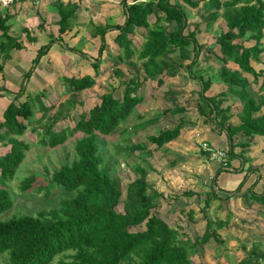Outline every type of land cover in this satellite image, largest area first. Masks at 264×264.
Returning <instances> with one entry per match:
<instances>
[{"label":"trees","instance_id":"16d2710c","mask_svg":"<svg viewBox=\"0 0 264 264\" xmlns=\"http://www.w3.org/2000/svg\"><path fill=\"white\" fill-rule=\"evenodd\" d=\"M202 1L135 0L126 3V0H121V24L93 26L90 35L100 36L98 54L105 44L102 36L108 29L115 30L113 42L120 52L118 61L125 62L134 71L141 70L144 77H127L119 69H114L113 73L119 78L120 94L113 95V90L101 93L98 102L86 111L77 113V119L71 127H60L56 122L62 118L68 119V109L82 104L77 101L75 94L91 87L94 84L93 77L64 76L57 98L49 103L44 101L47 97L44 89L32 96L25 93V83L40 57L52 43L62 41L61 35L71 30V20L77 17L76 1L54 2L58 15L55 21L57 34H49L48 41L37 47L29 68L20 74L16 92L0 113V144L7 146V150L0 153V254L5 256L9 264H51L56 256H59L56 264H191L189 254L193 243L202 245L211 238L216 244L222 243L215 234V228L224 222L211 223L205 209L212 200L221 198L213 187L216 186L220 171H226L229 167V160L240 157L245 161L242 150L248 146L247 143H233L232 136L241 134L249 139L264 136V75L263 71H255L250 63L251 60L257 62L263 51L260 42L264 30V0H206L200 5ZM182 4L192 9L202 6L199 19L205 32L213 27L218 18L223 20L224 25L214 37L212 45L204 46L197 41L196 35L201 32L198 25L187 29V13ZM149 16L153 17L151 23L148 22ZM8 18L7 12H0V72L4 62L10 59L11 51L24 48L18 40L20 34L28 42L35 41L26 28H21L18 36L12 35ZM162 22L165 25H161ZM136 28L144 30L143 42L137 46ZM244 41H250L251 44L244 45ZM64 44L65 49L83 56L66 42ZM189 45L191 48H187ZM199 52L205 61L214 62L217 66L216 74L223 84L222 91L218 92L220 98L204 95L211 85V79L191 75V67L196 63ZM134 54L140 60L138 66L130 61ZM98 57L91 63L93 69L99 64ZM185 60L189 61L184 63ZM228 62L236 68L228 67ZM182 68H186L191 77L199 82L197 112L203 116V121L211 117L214 124L225 132L227 139V162L224 167H214L209 190L204 194L200 209L204 228L192 244L179 239L176 230L153 212L162 193L148 183L147 172L139 165L134 167L137 176L126 184L124 198L120 200L118 181L112 177L108 165L102 160L97 143L98 138L109 135L143 101L138 90L144 79L154 80L160 86L164 78L173 77ZM240 72L249 74L251 81ZM96 74L97 70L94 72ZM250 84L256 86V93H252ZM0 90L6 89L1 87ZM61 92L68 94V97L58 101ZM226 93L236 97L240 103L237 125H223L231 117L230 105L220 106ZM23 95L24 100L19 101L18 98ZM33 103L36 104L35 108ZM34 109L39 115L31 120ZM162 112L182 113L184 107L178 105ZM45 121L47 124L43 125ZM155 121L156 118L138 123L137 127H133L134 132L143 130ZM39 124L43 126V137L39 142L48 147L64 143L68 136L76 132L81 133L73 145L76 158L53 170L47 185L57 186L70 195L60 198L56 206L48 210H39L33 215L17 211L3 218L2 213L12 205L8 182L28 148L18 136L27 127L35 131ZM179 132L180 125L176 124L173 128L148 135L147 140L154 145V149H158L174 140ZM143 147L139 144L129 145L131 151ZM236 147H241L238 153L234 151ZM246 175H242L232 192L240 191ZM31 180L30 176L23 177L19 181V189H27ZM47 194L48 188L45 196ZM182 194L192 195V192ZM241 196L246 205L253 201L264 207V189L256 193L249 186ZM120 204L121 209L117 210ZM260 213L264 216V211L260 210ZM241 248L244 255L239 264H264V243L262 248L252 245L247 250L244 244Z\"/></svg>","mask_w":264,"mask_h":264},{"label":"rangeland","instance_id":"374dc122","mask_svg":"<svg viewBox=\"0 0 264 264\" xmlns=\"http://www.w3.org/2000/svg\"><path fill=\"white\" fill-rule=\"evenodd\" d=\"M90 1H85L84 4L82 3L78 10H76L78 16L74 20H71V31L61 36L63 37L61 42H54V49L51 46L48 51L40 57L39 63L40 61L43 62L50 52L52 53L48 56L51 58V61L45 64L42 72L39 70V75L35 74L40 83H37V80L34 84L33 81H31L30 84L28 83L29 81L27 84L25 83V93L30 96L44 88L45 96L47 94L44 101L49 103L57 98V94L60 92L59 89L62 87V79H58L59 88L56 87V78L67 75H75L77 77L89 75L93 77L94 84L91 87L75 94L77 101H80L82 104L68 109V119L62 118L61 120H57V126L60 127H71L77 119V113L86 111L91 105L98 102V96L101 93L113 90V95L120 94L121 87H119V78L113 73L114 69H119L127 77L134 75L138 78L144 77L141 70L134 71L125 62L118 61L117 55L120 52L111 39H109L110 41L108 43L105 41L102 52L98 54L100 36L96 35L92 38L90 35V29L98 23L100 24L101 22L99 21H107L106 24L109 25L123 22L121 2L119 1L118 3L120 4L118 5L119 14L118 16L116 15L118 19L112 20L113 17L111 16L114 15L112 13H114L115 10L101 12L96 6V1ZM204 2H206V0H203L200 5ZM182 5L187 13V29H193L195 25H198L201 32L196 35L197 41L204 46L212 45L214 37L224 25L223 20L218 18L213 24V27L205 32L203 30L204 26L199 19V14L203 11L202 6L199 5L197 9H192L184 4ZM54 8L50 7V12ZM46 14L47 15L44 17L46 22H48L46 27H43L38 19L39 15L35 13V15L32 14L34 20L30 27L31 31L28 29L30 33L29 36L42 40L39 45L46 43L50 33L53 35L56 32V27L52 25L51 22L52 18L48 16L49 13ZM99 18H101V20H99ZM152 20L153 17L149 16L148 22L151 23ZM113 21L117 22L115 23ZM34 22H36V24H34ZM161 25H165V23L162 22ZM12 31L18 34V29L13 28ZM135 31L137 34L135 45L137 46L143 42L144 30L142 28H136ZM74 32L76 35H73ZM113 33L114 31H112V34ZM15 34L12 35L16 36ZM85 37L87 41L84 40ZM77 38H80V40L74 42ZM102 39L105 40L104 35ZM20 40L22 44L23 42H28L24 38ZM65 41L69 42L68 46L83 53L81 57L84 60L81 64L77 63L75 66L68 65V63L72 61L70 59H65L63 62L60 53L66 50ZM32 42L33 43L30 42L31 45L37 46L35 41ZM260 43L263 47L260 58L257 62L251 60L250 63L255 71H263L262 75H264V30ZM83 44L85 45L83 46ZM243 44L249 45L251 42L244 41ZM32 47L34 46H29V49L32 51L31 55L33 54ZM84 47L86 48L85 52L88 51L87 53H89V55L82 51ZM25 48L28 49L27 47ZM187 48H191V45ZM214 50L217 51L215 47ZM18 52V50L11 51L10 61L7 60L4 62V64L7 63V67L5 66L6 68L2 69L0 72V87L1 85L5 86L6 83L10 86L4 91L0 90V113L6 101L12 98L13 94L16 92L18 86L17 82L20 80L19 72L22 73L30 66L28 58ZM201 55V52H199L196 63L191 67V75H200L204 79L206 77L211 79V85L208 90L204 92V95L220 98L218 92L222 91L223 84L217 77V66L214 62L212 63L209 60L205 61L203 59L204 56L202 57ZM97 56L101 57L100 64H97V68L93 69L91 63ZM75 57L76 56H73L72 58L77 59ZM130 61L137 66L140 63L136 54L132 56ZM188 61L189 60H185L184 63ZM12 62L13 65H11ZM227 66L232 69L236 68L231 62H228ZM14 68H16V72L13 71L15 70ZM45 70L51 71L52 77L48 76L47 79H53L52 84L48 83L49 85H44L46 78L43 72ZM96 70L97 74L94 75ZM240 73L242 76L246 77L248 81H251L252 77L249 74L244 72ZM191 75L186 68H182L178 70L173 77L164 78L160 86H157L154 80L148 78L144 79L142 87L138 90V93L143 97V101L136 105L130 116H128L125 121L120 122L118 127L109 135L97 139V143L100 145L99 152L101 153L102 160L108 165L112 177L118 181L120 200L124 198L126 184L137 176L134 167L139 165L144 168L147 172L146 180L148 183L154 189L162 193V196L158 198V206L153 209V212L171 228L176 230L179 239L182 241L187 240L190 244H192L193 239L195 237L198 238L203 231L204 220L201 217L202 212L200 209L203 204L204 194L209 190L210 179L213 176L214 167L218 164L206 157L202 156L200 158L194 156L196 150L193 151L189 148L192 146H190L191 142L188 143L187 140L196 126L201 127L203 129L202 132L209 129V131H217L225 136V132L214 124L211 117H207L203 121V116L199 115L197 112V93L199 92L200 85ZM10 79L13 80L10 81ZM41 85H44V87H41ZM250 86L252 93H256V86L253 84H250ZM174 93H180V95L177 96ZM67 97L68 94L61 92L58 101H63L67 99ZM18 100H24V95L19 97ZM227 104L230 105L229 112L231 113V117L225 121L223 125L239 124L238 113L241 108L239 101L236 97L226 93L225 97L222 98V102H220V106L223 107ZM35 105L33 103L34 108ZM178 105L184 107V112L177 114L162 112L166 108ZM34 111L31 120L36 119L39 115L36 109H34ZM154 118H156L154 124L145 127L143 130L134 132V128L138 126V123L146 119ZM45 122L43 125L47 124V121ZM176 124L180 125L179 135L162 147L154 149V145L147 140V136L155 135L158 131L163 129L173 128ZM42 127V124H39L35 131L27 127L23 133L18 136L20 140L28 145V148L24 151L22 160L15 168L12 179L8 182V193L12 199V205L6 212L2 213L1 217L3 218L17 211L33 215L39 210H48L56 206L60 198L70 195V193L64 192L55 185V187H48L47 185L53 170L58 169L60 165L69 163L76 158L73 145L74 141L81 136V133L76 132L72 136H68L64 143L55 147H48L39 142V139L43 137L41 133ZM202 132L201 136L205 138ZM232 138L233 143H247L248 146L244 147L242 150V156L245 158V161L243 162L240 157H234L231 159L232 161L229 160V167L226 168V171H220L216 179V186L213 187L221 198L212 200L205 209L206 217L211 223L218 221L224 222L223 225L215 228V234L220 238L222 243L216 244L213 238L202 245H194L193 243L195 252H193V246L191 245V253L189 254L191 264H239V260L244 255L241 248L242 244H244L245 249L248 250L252 245H258L259 248H262V244L264 243V216L260 213V210L262 212L264 211V207L256 205L257 203L252 204L255 203L253 201H250L249 205H246L241 196L243 191L249 186L251 190L256 193H260L263 190L264 136L256 138L254 142L246 136H241V134H235ZM131 144H139L144 147L139 150L131 151L129 149V145ZM252 144H255V146ZM226 146L225 144L224 149H226ZM249 146L252 148L250 149ZM240 149L241 147H236L234 149L235 153H238ZM5 150H7V146L0 144V153H3ZM239 172H242L241 175L244 173L247 174L244 181L245 183H243L239 192H232L236 185V182H233V173ZM26 176L32 177L30 186L25 190H21L18 186L19 181ZM248 176H251V178L248 179ZM230 184L231 186H229ZM224 185L226 186L225 190L222 189ZM228 186L229 188H227ZM47 188L48 194L45 196ZM187 191H191L192 195L182 194ZM116 209L120 210L121 204L117 206ZM58 258L59 256H56L51 264H56ZM65 260H67V258H65ZM0 264H9L3 254H0Z\"/></svg>","mask_w":264,"mask_h":264},{"label":"crops","instance_id":"0c3cea01","mask_svg":"<svg viewBox=\"0 0 264 264\" xmlns=\"http://www.w3.org/2000/svg\"><path fill=\"white\" fill-rule=\"evenodd\" d=\"M55 1H60V2H62V3H65V2H67V1H76V3H78V8H79V6L83 3L84 4V2L86 1V0H79V1H77V0H41L40 1V3L38 4V5H36V6H30V5H28L27 3H15L14 5H12L11 7H9V8H7V10L5 11V12H7L8 13V15H9V18H8V20H7V23L10 25V27H9V31H10V33L11 34H15V33H13L14 31H12V29L13 28H16V29H18V31H17V33L18 34H20V29L21 28H26L27 30L29 29L30 30V27H31V25H32V23H33V20H34V17L32 16V14L33 15H35V13H37L38 15H39V17H38V19L40 20V23H42V25H43V27L45 26L46 27V25H47V23L48 22H46V19L44 18L45 17V15H47L46 13H49V17H51L52 18V25H54L55 27H56V32L53 34L54 36L57 34V26L55 25V21L57 20V18H58V15H57V13H56V9L54 8V2ZM90 0H88V1H86V2H89ZM93 1H96L95 3H96V6L100 9V11L101 12H103V11H107V10H109V11H112V10H115V12L114 13H112V14H114L113 16H111V17H113V19L112 20H117L118 19V17H116V15L118 16V12H119V8H118V5H120V4H118L119 3V1H121V0H93ZM133 1H135V0H126V3H131V2H133ZM136 1H143V0H136ZM91 2V1H90ZM50 7H52V8H54V9H52L51 10V12H50V10H49V8ZM78 8L76 9V10H78ZM75 15L76 16H78V14H77V12H75ZM99 17V16H98ZM97 17V18H98ZM116 17V18H115ZM39 20H38V22H39ZM42 20V21H41ZM73 20V19H72ZM99 20H101V18H99ZM99 22H101L100 24H106L107 23V21L105 22V21H99ZM113 22H117V21H113ZM34 24H36V22H34ZM99 24V23H98ZM121 24V23H120ZM71 29H72V26H71ZM31 31V30H30ZM71 30H69L68 32H70ZM112 31H114V33L112 34ZM67 33V32H66ZM65 33V34H66ZM115 33H116V31L115 30H112V29H110V30H108L105 34H104V37H105V40H104V42L106 41V43H108L110 40L109 39H111L112 40V42H113V37H114V35H115ZM18 34H15L16 36H18ZM51 34V33H50ZM63 35V34H62ZM61 35V36H62ZM73 35H76L75 34V32L73 33ZM94 36H92V38H93ZM21 38H24V35L23 34H20L19 35V37H18V40L21 42ZM25 39V38H24ZM62 39H63V37H62ZM78 40H80V38H77V40L76 41H74V42H77ZM84 40H86L87 41V38L85 37L84 38ZM25 41V40H24ZM38 41V42H37ZM42 40H38V39H35V44H37V46L36 45H31V43H33V42H27V43H25V42H23V44L22 45H24V48L23 49H21V50H18L19 52V54H22L23 56H26L27 58H28V62L31 64V59H32V57L34 56V54H35V50L37 49V47H38V45H39V43L41 42ZM48 41V39L46 40V42ZM67 44H69V42L68 41H65ZM22 43V42H21ZM114 43V42H113ZM113 43H112V45H113ZM41 45V44H40ZM39 45V46H40ZM55 45V43H53V44H51V46H52V48H53V46ZM85 44H83V46H84ZM110 45V44H109ZM109 45H108V48H109ZM112 45H110V46H112ZM29 46H34V47H32V50H33V54L31 55V50L29 49ZM50 46V47H51ZM25 47H27L28 49H26ZM54 49V48H53ZM85 50H86V48L84 47V48H82V51L85 53V54H87V55H89V53H87L88 51H86L85 52ZM61 51V50H60ZM50 54H52L51 52L49 53V55ZM48 55V56H49ZM47 56V58L46 59H44V61L42 62V61H40V63L38 62L37 64H36V66H35V68H34V70H33V73H32V75L30 76V78L28 79V83L30 84L31 83V81H33V84L34 83H36V80H37V78H36V76H35V74H37V75H39V73H40V71L42 72V69L45 67V64L46 63H49V61H51V58L50 57H48ZM60 56H61V59L63 60V62L65 61V59H70V60H72L71 61V63H68V65L70 64L71 66L72 65H74L75 66V64H81L82 62H83V58L80 56V54H78V53H74V52H72V51H69V50H64V52H61L60 53ZM73 56H76L75 58H77V59H73L72 57ZM81 58H82V60H81ZM100 56L98 57V60H99V64H100ZM10 59H11V56H10ZM10 59H9V61H10ZM47 60V61H46ZM7 61V60H6ZM55 61V60H54ZM69 62V61H68ZM19 63V62H18ZM9 64H10V62H9ZM29 64V65H30ZM11 65H13V62L11 63ZM7 67V63H5L4 64V66H3V68L2 69H5L6 67ZM16 66H18V65H16ZM61 66L63 67V64L61 63ZM10 67V66H9ZM15 70H13V71H17L16 70V68H14ZM40 70V71H39ZM15 72H14V74H15ZM44 74H45V78H46V81H45V84L44 85H49L48 83H50V84H52V80L53 79H50V80H48L47 78H48V76H51V71H47V70H45L44 72H43ZM48 73H50V74H48ZM21 73L19 72V75H20ZM67 76H75V75H67ZM52 77V76H51ZM64 76H61V78H56V81H57V83H56V87L57 88H59V86H58V79L60 80V79H62ZM75 77H77V76H75ZM15 78H16V76H15ZM13 79H10V81H12ZM55 80V79H54ZM55 81V82H56ZM27 82H26V84H27ZM37 83H40L38 80H37ZM44 85L42 86L41 85V87H44ZM1 87H4L5 89H8L10 86L9 85H7V83H6V85L5 86H2L1 85ZM0 87V88H1ZM17 89V88H16ZM44 89V88H43ZM59 90H61V88L59 89ZM36 93H38V92H36ZM35 94V93H34ZM11 99V98H10ZM10 99H8L7 101H6V103L10 100ZM6 105V104H5ZM5 105H4V107H5ZM3 110V109H2ZM202 128L201 127H198V126H196L195 127V129L193 130V133L189 136V139L187 140L188 141V143L189 142H191V145L190 146H192V147H189V148H191L193 151L194 150H196L195 152H196V154H194V156H198V157H202V155L199 153V151L197 150V148H196V146L193 144V142H192V140H193V134L196 132V131H199L200 132V135H201V132H202ZM217 130V129H216ZM223 131V130H222ZM202 134L205 136V138L203 137V136H201L204 140H206L210 145H212V146H214V147H216V148H220V149H224L225 148V144L227 145V139L225 140V136H223V134L222 133H219V132H217V131H209V129H206V131H203L202 132ZM259 137H261V136H254L253 138H252V142H254V141H256V138H259ZM191 140V141H190ZM187 143V142H186ZM215 144V145H214ZM253 146H255V144H252ZM251 145V146H252ZM251 146H249V148L251 149L252 147ZM194 147V148H193ZM226 148H227V146H226ZM232 161V160H231ZM241 173L242 172H239V173H233V175H234V180H233V182L235 183H237L238 182V180L242 177V175H241ZM249 178H251V176H248V179ZM247 179V178H246ZM245 183V182H244ZM225 184V183H224ZM231 184H233V183H231ZM231 184L229 185V186H231ZM229 186L227 187V188H229ZM248 186V185H247ZM222 189H226V186L224 185V187L222 188ZM263 189H264V186H263ZM252 204H256V203H252ZM256 205H258V204H256Z\"/></svg>","mask_w":264,"mask_h":264},{"label":"built area","instance_id":"2783aa9c","mask_svg":"<svg viewBox=\"0 0 264 264\" xmlns=\"http://www.w3.org/2000/svg\"><path fill=\"white\" fill-rule=\"evenodd\" d=\"M41 0H0V12H5L7 8L15 3H27L30 6H36ZM88 1V0H86ZM193 144L196 145L197 150L203 156L213 161L214 163L225 166L227 162L226 149L216 148L204 140L199 131L193 134Z\"/></svg>","mask_w":264,"mask_h":264}]
</instances>
